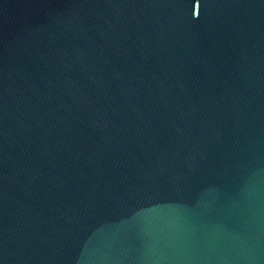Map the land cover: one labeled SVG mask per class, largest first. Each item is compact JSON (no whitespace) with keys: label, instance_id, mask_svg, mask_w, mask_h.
<instances>
[{"label":"water","instance_id":"obj_1","mask_svg":"<svg viewBox=\"0 0 264 264\" xmlns=\"http://www.w3.org/2000/svg\"><path fill=\"white\" fill-rule=\"evenodd\" d=\"M0 264H264V0H0Z\"/></svg>","mask_w":264,"mask_h":264}]
</instances>
